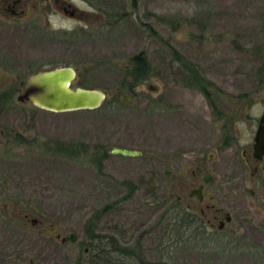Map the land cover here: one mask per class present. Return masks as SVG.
I'll return each instance as SVG.
<instances>
[{
	"label": "rangeland",
	"instance_id": "374dc122",
	"mask_svg": "<svg viewBox=\"0 0 264 264\" xmlns=\"http://www.w3.org/2000/svg\"><path fill=\"white\" fill-rule=\"evenodd\" d=\"M65 1L77 18L55 0L0 14V91L13 90L0 102V264H100L91 234L124 246L138 236L151 262L264 264L263 179L254 184L241 151L264 109V0ZM139 53L140 80L128 75ZM181 59L212 83L210 106L186 86ZM60 65L74 67L73 85L105 91L103 104L54 112L17 101L30 73ZM224 137L236 149L222 150ZM213 151L210 164H190ZM205 177L231 220L200 248L181 210L201 213L186 193ZM204 214L209 232L218 224Z\"/></svg>",
	"mask_w": 264,
	"mask_h": 264
},
{
	"label": "water",
	"instance_id": "95a60500",
	"mask_svg": "<svg viewBox=\"0 0 264 264\" xmlns=\"http://www.w3.org/2000/svg\"><path fill=\"white\" fill-rule=\"evenodd\" d=\"M73 66H51L30 73L24 86L20 89L17 100L32 103L44 110L63 112L73 110H92L100 107L106 96L105 91L96 87L75 86L76 79ZM152 89V88H151ZM258 128L255 131L254 154L264 155V110L259 118ZM111 153L136 156L141 151L112 147ZM230 217L226 214V220ZM35 221V220H33Z\"/></svg>",
	"mask_w": 264,
	"mask_h": 264
},
{
	"label": "flooded vegetation",
	"instance_id": "af4514ba",
	"mask_svg": "<svg viewBox=\"0 0 264 264\" xmlns=\"http://www.w3.org/2000/svg\"><path fill=\"white\" fill-rule=\"evenodd\" d=\"M24 1H26V0H0V6H1V9H0L1 13L0 14L8 15V17H13V18H15L16 16H18V17L23 16V14L25 12V6H26V8L29 9L27 2H26V4H24L23 3ZM28 2H29V0H28ZM55 2L57 4V6L59 5L60 8L62 9L64 16H66V17L71 16V18H74V17L77 18V16H78L77 11L78 10H77V8H75V6H73V4H71L70 1L67 2L65 0H55ZM29 3L31 4V2H29ZM42 10H43V8H42ZM51 10L54 11L53 8ZM186 86H188V87L191 86V88H195L193 85H191L190 82L186 83ZM20 89L18 92H20ZM0 92L3 93V95L5 93L8 96V97L6 96L3 98H0L1 103L6 102L7 99L9 98V96L13 95V90H11V88H9L8 90L0 91ZM201 94L204 97L206 103L209 105L210 104L209 98L205 97V95L202 93V91H201ZM258 123H259V119H258ZM258 123H257V126H258ZM224 128L226 130H228L227 127H225V125H224ZM228 131H230V130H228ZM255 131H256V128H255ZM255 131H254L253 138L255 137ZM223 139H224L223 144L220 147L222 150L223 149L228 150V149H231L232 147L234 149H236V147H235L236 145L233 146V144H231V143H233L232 139H229L227 137H224ZM254 139H253L250 146H245L243 148V150H241L242 151V158L245 160L244 164H246L248 166V170L250 171L252 179L255 180L254 184H257V182H259L258 180L261 181V179H263L262 187H264V155L258 156L256 154H254V150H255V148L253 147L254 146ZM214 157H215L214 151L208 155V157H207L208 160L206 159V161H205L203 155H200V156L198 155L197 157H192V159L190 160V162H191L190 164L195 163L196 167H198L199 165H201L203 163L210 164L209 163V162H211L210 160H212V158H214ZM216 164H221V163L218 162ZM206 169H207V172H210L209 174L213 173V172H211L209 166H207ZM208 179L210 180V178L206 179V177H205L204 181L193 184V186H191L189 188V190H187V193H186V194H188L187 196L189 198H196V200L199 203L204 204L203 209L201 208V213L198 212L197 210L191 211L186 206H184L181 211L183 212V215H184L185 211H186V213L194 215V217L197 218V220L199 221V225H196L195 228H197L198 230L201 229V231H202L201 237L203 239L207 238V239H209V241H211V240L213 241L215 238H217V236H220V235H218V233H221V231L224 229L225 225H227V222H230L231 217L229 220L228 219L226 220V214H230V213H228L227 211H224L221 207H218V206L215 207V205H216L214 203L215 198H214L212 193H209L207 191V182L209 181ZM131 189H132V187H131ZM181 206H183V205H181ZM204 211H207V212L211 211V213H212L211 219L213 220V222L217 221V224H218L216 226V228L211 229L209 232L207 230V223L206 222L209 223L210 220L207 218L206 222H204V220L202 218V215H205ZM33 222L34 221H32V223ZM210 226L213 227L215 225H214V223H210ZM107 236H105V237H107ZM111 236L113 237V235H111ZM99 237H100V246L104 247V245L106 244V241H108V240L105 237L103 238V236L101 234L99 235ZM131 238H132V236H131ZM113 239L120 247L124 246V244L122 243L124 241L119 242V240H117V238H114V237H113ZM137 243L140 245V238H138V236L137 237L135 236L134 239L132 240V242L130 243V246H124V247H133V245L136 246ZM112 253H114V252H112ZM114 255L119 258L118 254L116 255L114 253Z\"/></svg>",
	"mask_w": 264,
	"mask_h": 264
},
{
	"label": "trees",
	"instance_id": "16d2710c",
	"mask_svg": "<svg viewBox=\"0 0 264 264\" xmlns=\"http://www.w3.org/2000/svg\"><path fill=\"white\" fill-rule=\"evenodd\" d=\"M176 57H180L179 53L176 55ZM130 63H131V67L130 69H128V75H130L131 77L138 78V80H140L141 78H143L146 75V62H145V58L143 57V53H139L138 55L135 54L134 56H132L130 58ZM182 61V65L184 67H186V69H189L190 72V80H188V82L191 83V85L198 86L201 87L200 90L202 91V93L205 95V97L209 98V100H211V90L213 89L212 83H210L209 81H207L206 83H202V81H204L205 79L203 78L204 76L201 75L199 68L196 69L194 66L190 67L189 64H187V61ZM79 83V81H77V84ZM201 85H198V84ZM7 94L1 93L0 92V98L6 97ZM8 97V96H7ZM12 96H9V98L7 99V101H9V99ZM64 150V151H63ZM63 153L65 152V149H62ZM65 153H71L70 150L66 151ZM98 163V161H97ZM192 216V217H191ZM182 221L184 222L185 220V224L182 225L186 226L187 229H194L195 230V226L199 225V221L197 220V218L194 217V215H191L189 213H186V211L184 212V216L182 217ZM90 225V222L88 221L85 228L88 229ZM199 234V235H198ZM202 235V231L201 229L194 232L191 235V241H197V243L194 242V246H196V244H200V248H207L206 245L207 243L205 241H207V239H204L201 237ZM91 238V242L93 244V253L91 254V258H90V262H100V264H105L104 262H108V259L110 257V254L112 252H114L116 255L118 254L119 258L117 257L115 261H117V263L123 264V263H127V264H170V262L168 261V259H164V260H159V261H155V262H151V261H147L146 258H143L142 255V249L140 247V245L137 243V245H133V247H120L113 239L112 236H107L105 237L108 241H106V244L104 245V247L100 246V237L98 234H95L94 236L91 234L90 236Z\"/></svg>",
	"mask_w": 264,
	"mask_h": 264
}]
</instances>
